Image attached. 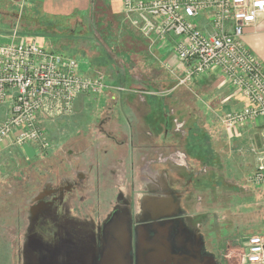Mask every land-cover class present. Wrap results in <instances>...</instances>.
Segmentation results:
<instances>
[{"label":"crops","instance_id":"1","mask_svg":"<svg viewBox=\"0 0 264 264\" xmlns=\"http://www.w3.org/2000/svg\"><path fill=\"white\" fill-rule=\"evenodd\" d=\"M7 1L26 8L29 21L27 26L15 24L6 34L0 33L1 40H7L15 31L18 40L36 41L63 55L71 45L63 42L66 31L71 30L69 20L75 17L81 20L94 10H105L112 23L116 17L119 19L117 29L122 30L119 25L125 22L129 28L125 45L115 46L118 40L105 31L106 27L103 32L108 35L100 33L104 40L100 44L112 59L111 67L100 65L98 57L91 60L84 53L90 72L102 69L112 72V76L103 75L109 88L94 93L98 95L94 101H83V97L90 95H79L75 107L86 102L90 108L102 104L98 105L101 111L110 104L112 114L106 120L100 119L101 126H112L107 140L122 138L119 151L128 143L140 142L139 149L145 150L141 153L145 156L157 153L155 157L161 165L159 181L144 183L154 191L139 198L135 211L133 198L118 199L122 197L117 193L120 185L113 178L94 179L106 170L115 173L119 163L130 173L139 169L143 156L132 155L133 147L129 146L130 152L128 155L122 152V159L110 148L86 152L88 162L82 159L85 170L79 174L81 179L90 181L76 187L78 190L87 186L76 197L33 201L11 198L15 203L1 202L0 217L6 216L2 213L3 206L17 209L16 217L10 216L13 222L8 230L0 229V239H8L7 244L0 242V264H224L227 239L233 241L236 237L234 233L222 236L221 231L224 228L229 231L234 225L237 228L240 221H255L259 225L260 219H264L261 200L264 186L249 180L257 164L252 149H264V116L228 129L222 120L245 106L241 93L218 68L188 80L187 85L177 84L175 77L179 79L182 75L183 63L167 42L144 37L128 21H122V0ZM89 28L84 33L86 28L76 25L72 32L73 35L83 32L77 38L80 42L87 35H94ZM244 41L264 64V14L255 25L245 28ZM162 49L167 52L160 57ZM161 63H165L168 71ZM119 86L126 90L113 88ZM160 90L167 95L159 97ZM180 92L182 99L178 101L176 94ZM123 108L128 109L126 117ZM102 135L97 134V138ZM147 169L144 167L143 171ZM119 183L123 188L128 185ZM249 196L258 199L254 203L259 209L256 216L247 213L252 210L243 215L244 211L238 209L243 204L240 200ZM26 223L28 227L24 230ZM21 230L26 234L27 253L23 251ZM252 235H264V230L244 237ZM240 254L236 264H250L243 251Z\"/></svg>","mask_w":264,"mask_h":264},{"label":"built area","instance_id":"2","mask_svg":"<svg viewBox=\"0 0 264 264\" xmlns=\"http://www.w3.org/2000/svg\"><path fill=\"white\" fill-rule=\"evenodd\" d=\"M122 5L133 27L167 42L183 63L180 83L218 68L241 93L245 106L222 120L228 129L264 116V64L244 41L245 28L264 14V0H122ZM16 35L0 41V146L12 140L49 147L42 120L72 114L79 95L109 85L102 74L82 73L75 58ZM252 153L257 164L249 180L264 186V149ZM243 255L250 264H264V235L244 237Z\"/></svg>","mask_w":264,"mask_h":264},{"label":"rangeland","instance_id":"3","mask_svg":"<svg viewBox=\"0 0 264 264\" xmlns=\"http://www.w3.org/2000/svg\"><path fill=\"white\" fill-rule=\"evenodd\" d=\"M16 4L17 3L15 2L11 3L7 0H0L1 34H6L9 28L14 27L15 24L27 26V22L29 21V19H27L25 13L26 8L22 9L23 7L21 8L19 5ZM8 9L11 12L8 13L6 11ZM1 10L3 11L2 14ZM106 13L107 12L105 10H99L98 12L97 10H94L93 12H91V14L85 16L84 19L80 20L79 18L75 17L73 20H69L68 27L71 30L66 31V39H64L63 42L70 43L71 45L68 48L69 51L66 50L64 52L67 56L73 57L78 61L80 65V70L86 75L109 74L112 76L111 71L110 73L104 71V69H102V71H89L90 64L88 61V56L89 58H91V60H95V58L98 57V60H100V65L111 67L112 59L105 52V48L100 44L104 42L100 33H102L103 36L108 35L107 33L103 32L104 27H106L105 31H110L109 33L111 34L112 38L118 40L117 43L114 44L115 46H119L122 44L125 45L124 42H127L125 37L129 28L123 21V19L125 21H128L125 18V15L123 17L120 16L123 22L122 25H119V27H122L123 29L119 30L117 29V22H119V19H117L116 17V20L114 19V23H112L111 21H109ZM99 18L100 20L99 22H97V19ZM52 24H54V22ZM76 25L84 26L86 28L84 33L88 32L87 28L90 27L89 29L91 31V34L94 35H87L86 37H84L86 39H83L79 42L77 38L83 32L79 31L80 34L78 32L77 34L73 35L74 33L72 32V30L74 29V27H76ZM97 33L99 34V36ZM0 41L7 42L8 39H0ZM159 51L160 57H163L165 52H167L164 49ZM84 53L88 56H86ZM115 55L118 56L117 54ZM161 65L165 70V68L167 67L165 63H161ZM166 71L168 70H165V72ZM183 78L184 72L179 77V79L175 77L177 84H180V86L187 85V82L180 83V80ZM162 86L163 85H160L159 87ZM169 86L172 85L170 84ZM160 92L159 97H161V95H163V97L167 95H164L166 92L162 90H160ZM87 95H90V97H83V101H94L96 99V96H98L97 94H93L92 96L91 94ZM107 95L109 98L110 94L107 93ZM176 96L178 101H180L182 99V92H180V94L177 93ZM141 101L144 100L142 99ZM109 103L113 104L112 101H109ZM98 105L102 106V104H97V107L93 106L92 109L90 108V103L86 102V105L84 103V106L82 104V107L81 105L74 107V112L72 114H68L67 116H65V118L57 117L54 118L55 120H42L41 128L43 130L44 137L50 143L49 147H42L41 144H39L38 142H27L25 144L23 143V145H18L12 140L0 146V204L1 202L2 204L15 203L13 201L11 202V198H13L14 200L17 197H20V201H22L23 199L25 200V198L28 197H30V199H28L27 201H33L35 197L42 198V196L43 198L46 197L47 199H53L56 197H76L78 193L82 194L84 191H86L87 186L85 185L84 187H80L78 190L76 189V187L80 186L81 183L85 181H90V179L88 178H84V180L81 179V175L79 174L80 171L85 170V167H83V165L81 164L82 159L85 162H88L86 158V152L89 153L95 149L103 152L104 149L107 150L110 148L111 151L117 152V157L119 156V159H122L120 155H122L123 153L128 155V153L130 152L128 146L130 149L133 147L131 151L132 155H138V153L145 151L143 150L144 148L139 149V146L142 145L140 142H133L128 144L126 142L128 146L126 145L127 147L120 148L121 151H119L118 148L122 146V143L119 141L122 140V138L117 139L115 137L116 141L107 140L111 137L110 131L112 129V126L109 124H107L106 127L101 126L100 119H108L113 112V107L108 104L105 106V108H102L103 110L98 111ZM123 110L125 109L123 108ZM123 112L126 113L125 117L129 113L128 109ZM120 118H124V116L120 115ZM97 134H103L104 136L102 135L100 138H97ZM106 140L107 143L105 142ZM135 149L137 151H135ZM156 155L157 153L152 155V152H150V154L147 156L141 153V156H143L141 159L143 165H141L139 169L135 168L131 170V173L129 172L127 167H125L124 169L123 164L119 163V165H117V169H115V173L108 172L110 170H106L105 172L100 173L99 176L96 175L95 177L93 175L94 179L96 178V181H100L101 177H103L104 179H107V176L108 178H113V181L117 182V184L120 185V187H118L117 193L120 194L122 197H118V199L123 200L133 198L135 204L133 208L135 211L138 208L137 201L139 200V198L143 194H146L148 192L152 193V191H154L149 189V186L144 183L146 181H159V165L161 164L159 163L158 157H155ZM158 155H161L160 151ZM126 157L128 158V156ZM144 167L148 168L147 171H143ZM95 172H97V170ZM119 182H126V184L128 185L123 188V184ZM54 188L58 189L56 190ZM33 192L34 195H32ZM229 195H232V193ZM257 200V197L254 196H249L245 199H241L240 203L243 204L242 207L239 206L238 209H242L244 211L242 212L243 215L244 213H246V210H252L251 212L247 211V213H253V215L256 216V214L259 212V209L257 206L254 205V203L257 202ZM261 200L264 201V195L261 196ZM1 208L4 209H2L3 215L6 216L0 217V229L4 228L5 231H7L8 225L13 222V217L16 215L17 206H3ZM229 215L232 216L231 214ZM10 216H12L13 219ZM263 223L264 219H260L259 225L255 221H240L237 228H235L236 226L234 225V228L230 229L229 231H227L226 228L221 231L222 236L234 233L233 236L235 235L236 237L233 241L227 239V247H225V255L227 256V258L225 259L224 264H236V259L240 257V253L243 251L244 236L254 234L256 230L258 231V229L264 230ZM21 224L22 222L19 221L20 227ZM228 224L232 225V223ZM27 227L28 223L24 225L23 229L26 230ZM24 230H21L20 232V239L21 243L23 242V251L27 253V238L26 234L23 232ZM7 240L0 239V242L3 241V244H7Z\"/></svg>","mask_w":264,"mask_h":264},{"label":"flooded vegetation","instance_id":"4","mask_svg":"<svg viewBox=\"0 0 264 264\" xmlns=\"http://www.w3.org/2000/svg\"><path fill=\"white\" fill-rule=\"evenodd\" d=\"M44 187V186H43ZM54 189H58V188H54ZM38 193V192H37ZM32 195H34V192H33V194ZM45 195H47V194H45ZM35 197V196H34ZM35 198H37V197H35ZM34 198V199H35ZM42 198H43V196H42ZM60 197H56V199H59ZM63 198V197H62ZM16 199H20V197H17ZM28 199H30V197H28V198H25V200H28ZM24 200V199H23Z\"/></svg>","mask_w":264,"mask_h":264}]
</instances>
